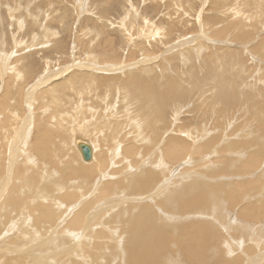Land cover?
<instances>
[{"label": "bare ground", "instance_id": "1", "mask_svg": "<svg viewBox=\"0 0 264 264\" xmlns=\"http://www.w3.org/2000/svg\"><path fill=\"white\" fill-rule=\"evenodd\" d=\"M260 1H244L242 5L261 10L264 6ZM228 3V7L212 8V17L204 20L210 27L214 25L210 20L217 21L213 38H227L213 43L202 35L203 44L211 42L212 51L199 64L198 74L193 72L194 65L186 67L189 75L181 80L163 73L157 77L150 71L141 77L130 66H115L116 72H125L128 78L121 82L126 89L122 101L126 104V99H134L146 105L141 116L144 123L140 124L138 114L131 122L135 131L124 129L121 132L125 135L120 136L117 126L111 125V115L110 122L99 117L104 121L99 123L102 126L96 128L94 123L90 129L95 136L81 141L90 148L88 161L82 159L77 144L82 140L78 134L85 135L89 129L84 132L75 119V130L70 132L66 123L57 122L60 131L53 125L58 114L63 118L60 93L75 83L50 76L54 71H44L26 93L23 87L17 93V85L33 74L23 71L28 66L21 64L23 58L16 57L8 65L9 75L0 77V264H264V74L259 77L264 70V23ZM229 11L232 15H227ZM245 21L251 24L250 32L243 31ZM202 25L203 21L200 28L204 32ZM223 53L229 55L223 57ZM232 55L239 58L232 59ZM181 56L187 65L186 51ZM93 67V72L106 70ZM112 78L108 81L113 85ZM80 82L79 87L85 86ZM189 85H196L204 96L199 100V115L213 127L197 124L181 136L175 125L180 109L173 113L175 123L168 111L176 100L180 102ZM38 88L43 95L35 96ZM74 91L80 96V90ZM46 97L52 99L50 108L44 103ZM37 98L43 103L36 109L42 110L33 114L31 104ZM19 101L22 110H14ZM142 129L154 132L143 143L140 141L146 137L141 139ZM107 132L115 137L111 135L113 143L102 150L100 138H108ZM63 133L75 134L71 136L76 151L70 149L69 137L59 138ZM108 156L110 169H114L110 176L105 173ZM34 157L57 171L50 168L53 173H47V167L41 169ZM67 205L69 210L63 212ZM174 205H180L179 211L186 217L160 214L161 208L171 211ZM255 233L262 239H255Z\"/></svg>", "mask_w": 264, "mask_h": 264}, {"label": "rangeland", "instance_id": "2", "mask_svg": "<svg viewBox=\"0 0 264 264\" xmlns=\"http://www.w3.org/2000/svg\"><path fill=\"white\" fill-rule=\"evenodd\" d=\"M6 1L7 3H5ZM244 1L251 2L253 0H11V1L0 0V45H1L0 61L1 63H3V60L5 61L4 62L5 64L3 63V65H0V77L3 75V78L6 79V76L9 75L8 65L11 62L14 63L13 60L17 57L20 59L23 58V60L21 61L22 63L20 62L21 64H23V66L26 67L28 65L27 68L23 67V71H26L27 69V71H30L31 74L36 76L35 78L33 75L32 77L26 76L27 78L26 81L20 82L19 85L16 84L18 86L16 90L17 93L20 91V88L22 87L23 90L25 89L24 92L26 93L28 91V86L34 84L36 78H38L39 75L43 74L44 71L50 73L54 71L52 73L53 75L50 74V76H57L56 78H59L60 80L71 79V81L68 82L75 83L74 86H71L73 90L70 87H67L63 89L64 91L63 93H60L61 100L59 99V101L61 102V104L63 103L61 109L62 111H64L62 115L63 117L62 119H64V114L67 117L65 116L66 117L65 120H62L61 117H59V114L57 113L58 115L56 116V119H54L53 122V125L58 127L59 130L58 129L57 130L58 131L61 130L60 126L57 125L58 124L57 122H61L60 123L61 125L62 124L64 125L65 123L68 124L65 125L66 127L68 126L66 129H68L69 132L75 130V123H76V125H81L82 129L84 128V132H86V130L89 129L87 130L86 132L87 134L85 135L82 134L81 136V134H78L79 138L81 137L82 139V140L79 139L80 142L81 141L88 142L90 141V139L93 138V136H95L92 134L93 129L90 130L93 126L92 124L95 123L96 124L95 127L99 128L100 126H102L101 124H99L101 121L104 122L103 120H107V119L109 121L112 118V120H110L112 121L111 125L117 126V130L120 132L119 133L120 136H124L125 133L121 132L124 131V129L127 130L126 132H128V130H131V132L135 131L134 129L131 128H132L133 120H136V118L134 119V117L136 116L138 117V114L140 115L138 117V121L140 122V124L144 123L143 122L144 117L141 116L145 111L146 105L140 103L139 100L135 101L134 99L131 101H128V99H126V104L125 101L124 102L122 101L125 100L126 89L123 87V83L121 82H124L123 79L126 81L128 78H125L126 76L125 72L122 73L120 71L116 72L117 69L115 66L118 65V67L120 66V68L122 66L124 68V64L126 66H130L133 68V70L135 69V71L132 70V72H136L137 73L136 75L138 76L140 75L141 77H145L148 71H150L151 74L157 75V77L161 76V74L163 73L165 74L164 76L171 75V77L173 76L177 80H181L182 78L189 75L188 73L190 71L186 72L187 70L186 67H188L189 65H194L193 72L195 73L196 71H198L195 73L198 74L200 71L198 67L199 64L202 63L203 60L205 61V59L208 58L209 55H211L210 51H212V50L209 51V47H212V45H210L211 42L208 43L209 45L206 44L204 45L203 40H205V38L204 37L202 38V35H206L211 40H214L213 43L215 42L217 43V41L224 42V40L227 38V36H225L222 39H220L221 41L219 40V38L218 40L213 38L214 30L218 25V23L215 24L217 21L214 20L209 21L210 24L214 23L212 27L204 25V20H206L210 15L212 17L214 13L211 10L212 8L220 5L226 6V4H227L226 7H228L230 5L228 2H230L231 5H234L235 7L239 6L237 9L239 10L240 13L244 12L245 15L249 17L258 16L260 18L259 20L262 23H264V7L261 8V10L251 9V8L245 9L242 5ZM18 2L20 3L19 5ZM41 2L42 4L40 5ZM260 3L264 6V3L262 1H260ZM35 5L37 7H40L42 10H39L40 8H35ZM5 6H10V7L6 8ZM218 9L219 8H215L216 11ZM229 13H231V11H229L227 15H232V13L231 14ZM49 15H51L52 18H50ZM231 19L232 18L228 19L227 23L230 22ZM145 20H147V22ZM201 21H203L202 26H205V29H203L204 32L201 31L200 28ZM23 23L26 24L24 25ZM44 25L47 28L43 27ZM221 26H226V24L221 23ZM251 28L252 27L250 22L245 21V26L243 27L244 33L250 32ZM44 29L47 30L45 31ZM148 29L149 30L151 29L150 32L148 31ZM42 33L44 34L42 35ZM261 35L262 34H260L259 36ZM207 41L209 42L210 40L207 39ZM214 47L215 46H213V48ZM251 47L252 45H250V48ZM235 50H237V52L241 51V49L239 48ZM181 51L182 52L186 51V53L188 54V59L186 60L188 63L187 65L184 64L183 58L181 56L182 53ZM206 51L208 53H206ZM1 52H3L2 55ZM218 52L219 54L221 53V48L220 51ZM226 54L223 53V57ZM250 55H251V50H250ZM227 57L231 58V56H227ZM238 58L239 57H234L232 55V59L236 60ZM141 63L144 64L142 65ZM33 64L34 66L32 67ZM93 66H99L101 68H105L106 70L104 72L101 71L103 73H99L97 71L93 72L91 71L94 68ZM135 67L138 70H136ZM147 67H149L150 69L146 70ZM108 73H110V75H108ZM263 74H264V70H260L259 77L263 76ZM84 76H86V78H83ZM109 76L111 78L113 77L112 78V81L114 80L113 85L108 81V79H110ZM80 80H82V82H80ZM2 82H4L3 79ZM78 82L82 83L85 86L79 87L80 84ZM195 87L196 85H194L193 87L192 85L186 87L185 89L186 92L184 93V96L179 97L178 99V101L180 102L177 103L176 100V102H174V105L172 106V109H169L168 111V116H170L171 121L173 120V123H175V120L173 119L175 115L173 113L177 112L180 109V111L178 112V114L180 115L178 119V124L175 123V125H176V130L177 127L180 128L179 134L181 136H183L184 131L185 132H188L189 130L191 131V128H193L195 125L198 124L200 126V124L202 125L204 123V120L199 115L200 114L199 100H201V98L204 99V96L201 93H199ZM74 89H76L77 91L80 90L78 92L80 96L75 95L77 92L74 91ZM85 89L87 90L89 89L91 90V92L88 94V92ZM41 90L42 89L38 88L36 90V93H34L36 94L35 96L40 95V93L42 92ZM41 95L43 94L41 93ZM49 99L50 98L48 97L44 99V103L45 105H48V108L51 107L49 103L53 105L52 99L50 100ZM40 102L43 103V101L40 100V98L39 99L37 98V101L31 104L30 110L33 112V114L35 113L37 114L39 111L42 110V108L40 107L36 109L38 107L37 105L42 104ZM21 103L25 105L26 101L22 100ZM18 104L19 105H16L15 103L14 110L21 111L22 106L20 104V101L18 102ZM175 104L178 107H176ZM27 105H29V103H27ZM32 105H34V107ZM104 105L105 106L108 105V106H106L105 108ZM142 106L144 107V109ZM187 110L190 111L191 114L190 112H187ZM78 111L81 113H78ZM195 112L196 113L198 112V114H196ZM89 113L90 115L91 114L94 115L90 117V115L88 116ZM78 115L81 116L77 117ZM99 117L102 119L104 117L105 118L102 120ZM74 119H75V123L73 121ZM204 124L206 125L208 124L207 128L209 129L213 127L211 121L206 122ZM171 128H173V126H171ZM100 129L104 131L103 128ZM199 129H201V127ZM197 130L198 128L195 129V131ZM141 131L143 133L141 139H143V137H146L145 139L140 141L142 143L145 142V140H147L149 134L153 135L154 133L151 130L150 132L152 133H150L149 131H146V129L144 130L142 129ZM88 132H90L91 134ZM65 135L66 138L69 137L68 141L71 142L72 146L70 145L69 142V146L71 147L70 149L76 151L74 150L75 147H73L75 141L74 140L72 141L73 136H71L75 134L70 133L69 135L68 133H63V134H59V138L62 136L60 139L63 140L64 139L63 137H65ZM111 135L112 134H110L109 136L107 132L106 136H108V138H106L104 135L103 137L100 136L101 138H103V139L100 138V141H103L102 150H105L106 147H108V144L113 143V139H114L113 137L115 136L113 134L112 135L113 137H111ZM88 136H89V140L86 139L88 138ZM0 138L2 137L0 136ZM57 139L58 137L55 140ZM34 159L36 161L38 160L37 165L40 166L41 169L47 167L46 170L47 173L48 172L53 173L54 171H57V169L55 170L49 167L48 166L49 163H47L45 160L41 162L38 158L34 157ZM127 159H130V157H127ZM110 160H111V156L110 157L108 156L107 163H109L108 161ZM110 165L112 164L110 163L107 164L106 165L107 172L105 171L103 172L107 174L108 173L112 174L113 173L112 170L114 171V169H110L111 167ZM168 166L170 167L169 170L173 171V167H171L170 165ZM50 168L51 170H53V172L50 170ZM178 172L179 171L177 172L175 171L173 173H178ZM58 173H61V171L58 170ZM68 179L71 180V182H73L74 180L71 177H68ZM255 189H257V187L253 186V190ZM253 190L251 191L253 192ZM67 206L68 208L67 207L64 208L63 212L65 211L67 212L69 210V205ZM174 206L176 208L175 207L172 208L171 211H168L166 209L164 211V208H161L160 214L166 216L165 218H168L167 216L169 213L170 214L176 213L175 217L177 216L186 217L184 214H181V211H179L180 205H174ZM169 217H171V215H169ZM255 234H257L256 236H254L255 239L258 240L262 239L258 233ZM228 243L232 244L233 242H228ZM260 247H262V245ZM240 250H243V248ZM175 261H177V257H175L173 262Z\"/></svg>", "mask_w": 264, "mask_h": 264}, {"label": "water", "instance_id": "3", "mask_svg": "<svg viewBox=\"0 0 264 264\" xmlns=\"http://www.w3.org/2000/svg\"><path fill=\"white\" fill-rule=\"evenodd\" d=\"M78 149L80 151L81 157L84 161H88L91 158V151L88 145L83 142H79L77 144Z\"/></svg>", "mask_w": 264, "mask_h": 264}]
</instances>
